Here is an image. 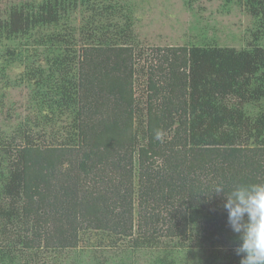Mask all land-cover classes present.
Wrapping results in <instances>:
<instances>
[{"label": "trees", "instance_id": "16d2710c", "mask_svg": "<svg viewBox=\"0 0 264 264\" xmlns=\"http://www.w3.org/2000/svg\"><path fill=\"white\" fill-rule=\"evenodd\" d=\"M220 1L253 17L248 46L156 47L147 70L124 0H25L0 16V108L20 86L30 108L0 122V264L67 251L239 264L213 191L264 183V0Z\"/></svg>", "mask_w": 264, "mask_h": 264}, {"label": "rangeland", "instance_id": "374dc122", "mask_svg": "<svg viewBox=\"0 0 264 264\" xmlns=\"http://www.w3.org/2000/svg\"><path fill=\"white\" fill-rule=\"evenodd\" d=\"M25 0H0V16H6L7 9L13 3ZM130 5L133 17V29L137 35L144 53L140 65L147 70L148 65L157 63L154 49L156 47L183 46L215 42L221 46H234L238 49L248 46L254 40L255 21L246 12L245 7L236 3L224 5L220 0H201L191 7L186 0H124ZM76 23L80 21V13H74ZM77 26V24H76ZM264 45V37L260 40ZM21 68L14 66L11 69L12 78H16ZM146 75H142L137 86L142 89L146 86ZM28 90L24 86L11 88L2 99L0 108V122H6L4 129L11 127L16 117L26 119L30 108L27 101ZM1 107V106H0ZM9 118V120H8ZM81 251V250H80ZM156 253V251H154ZM107 253V252H106ZM89 251H67L60 255V264H93L90 262ZM127 253L125 261L110 258L108 264H152L151 252H138L132 256ZM187 252H184L186 255ZM79 256V259L77 258ZM112 257V255L110 254ZM130 256V257H129ZM54 257V258H53ZM77 259V260H76ZM55 256L44 253L38 264H59ZM115 260V261H114ZM186 263L196 264V257L184 258Z\"/></svg>", "mask_w": 264, "mask_h": 264}, {"label": "clouds", "instance_id": "9594fccd", "mask_svg": "<svg viewBox=\"0 0 264 264\" xmlns=\"http://www.w3.org/2000/svg\"><path fill=\"white\" fill-rule=\"evenodd\" d=\"M213 193L223 194L228 226L239 240V264H264V183H240L228 190L218 185Z\"/></svg>", "mask_w": 264, "mask_h": 264}]
</instances>
